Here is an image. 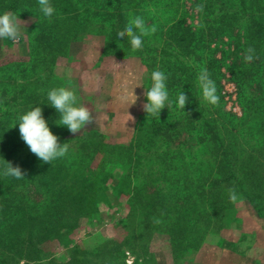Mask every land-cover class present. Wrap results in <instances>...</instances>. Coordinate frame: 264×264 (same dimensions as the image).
<instances>
[{"label": "trees", "instance_id": "trees-1", "mask_svg": "<svg viewBox=\"0 0 264 264\" xmlns=\"http://www.w3.org/2000/svg\"><path fill=\"white\" fill-rule=\"evenodd\" d=\"M50 2L56 11L49 19L37 0H0V14L33 19L23 28L24 60L0 66V264L39 261L45 242L69 246V234L81 220L91 221L101 209L112 210L124 200L129 210L119 223L130 232L126 241L105 240L90 250L72 251L68 264H90L101 256L110 264H126L123 246L137 248L157 234L169 237L178 264L208 236L230 227V188L264 220V0H196L204 5L196 27L185 22L183 0ZM135 16L157 30L143 36L142 50L134 52L116 33ZM84 35L104 36L106 56L124 49L119 57L140 58L148 89L151 73L163 71L170 99L180 91L188 96V115L174 104L159 118L144 112L126 145L108 144L95 130L72 134L58 125L59 113L47 94L71 87L69 79L57 75L56 64ZM224 38L233 41L229 70L238 89L239 118L222 105L219 60L211 49ZM250 46L259 58L247 63ZM202 67L217 87L215 107L203 100L198 86ZM36 106L59 142L69 145L66 156L51 164L38 159L20 137L19 117ZM3 160L26 170L24 179L5 177Z\"/></svg>", "mask_w": 264, "mask_h": 264}, {"label": "rangeland", "instance_id": "rangeland-1", "mask_svg": "<svg viewBox=\"0 0 264 264\" xmlns=\"http://www.w3.org/2000/svg\"><path fill=\"white\" fill-rule=\"evenodd\" d=\"M195 5H197L196 0H183L185 22L192 27H196L200 22V14L195 11ZM19 19L27 22L25 27L33 23L30 17ZM21 33L22 42L21 39L19 41L0 39V66L24 60L28 41L23 27ZM232 42L224 38L213 44L211 49L216 52V58L219 60L222 105L227 112L239 118L242 109L239 104L238 89L232 81L229 70V65L235 59ZM117 52L124 55L126 51L117 49ZM104 53V36L84 35L79 41L69 45L67 57L58 59L56 73L71 81L70 89L78 96V105L86 106L91 110L94 122L85 126V129L101 133L108 144L126 145L133 137L136 121L144 113L142 105L147 102L144 93L148 89V85H145L148 72L140 58L136 56L119 57L117 54H111L107 55L109 59L103 61V56H106ZM113 59L115 61H112ZM151 83L152 80L149 88ZM132 92L139 99L129 106L134 98ZM121 95L127 96V102H121L119 99ZM120 204L121 206L118 205L112 210L101 209L91 221L81 220L78 228L69 234V246L58 241L43 243L39 246L42 259L30 264H68L69 260H72L70 258L72 251L90 250L105 240L124 243L130 232L119 222L129 208L126 200ZM247 205L248 202L243 199L234 203L228 211L230 226L242 224L239 218H243L250 229L257 226L255 222H250L252 210L246 208ZM60 242H66V239ZM169 246V237L157 234L142 246L132 248L127 245L122 247V251L126 264H132L135 259H138L140 264H166L168 257L165 256V250ZM169 252L172 256L171 249ZM92 260L90 264H110L107 256L94 257ZM182 262L185 263L186 259H180L178 264Z\"/></svg>", "mask_w": 264, "mask_h": 264}, {"label": "clouds", "instance_id": "clouds-1", "mask_svg": "<svg viewBox=\"0 0 264 264\" xmlns=\"http://www.w3.org/2000/svg\"><path fill=\"white\" fill-rule=\"evenodd\" d=\"M40 11L47 18H51L55 13V8L50 0H37ZM204 10L203 4L195 7L196 12ZM26 21H21L13 12H5L0 14V39H8L11 41H19L22 33L21 28L25 29ZM156 26L151 29L146 28L145 20L141 16H135L131 19L123 30L116 33L119 39L127 38L132 50L138 51L143 48L142 37L149 32L155 33ZM259 57L253 47L246 49L244 60L251 63ZM151 87L144 93L146 103L142 105L143 111L154 118H159L160 112L164 108H171L173 104L181 109L184 114L186 104L190 103L188 96L180 91L173 101L169 97L167 89L168 75L161 70H155L151 73ZM198 86L202 91L203 100L215 107L220 102L217 95V87L207 67H202L197 77ZM133 95V100L129 104H135L139 99ZM49 104L59 113L58 125L66 126L72 134L80 133L85 126L93 124V115L91 110L83 105H78V96L74 90L66 87L53 88L47 94ZM121 102H127V96L119 97ZM132 119V117H131ZM130 119V120H131ZM19 133L21 139L28 146L30 151L40 159L43 163L51 164L53 161L63 158L68 153L69 145L61 144L59 137L54 135L48 126L47 121L43 117L42 109L39 106L32 108L19 117ZM5 177H13L16 180L24 179L26 170H22L19 165L13 166L10 161L3 160V173ZM230 202H237L241 197L234 188L228 189Z\"/></svg>", "mask_w": 264, "mask_h": 264}, {"label": "crops", "instance_id": "crops-1", "mask_svg": "<svg viewBox=\"0 0 264 264\" xmlns=\"http://www.w3.org/2000/svg\"><path fill=\"white\" fill-rule=\"evenodd\" d=\"M109 58L103 56V61ZM247 207L252 210L249 205ZM239 220H242V224L232 225L208 236L200 248L182 264H264V222L253 210L250 222H255L257 226L250 229L243 218ZM170 249L169 246L165 250V256L168 257L166 264H175L169 254Z\"/></svg>", "mask_w": 264, "mask_h": 264}]
</instances>
